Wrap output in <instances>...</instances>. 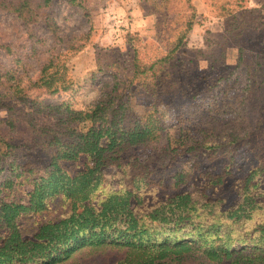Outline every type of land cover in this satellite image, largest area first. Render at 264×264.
I'll list each match as a JSON object with an SVG mask.
<instances>
[{
	"label": "trees",
	"instance_id": "1",
	"mask_svg": "<svg viewBox=\"0 0 264 264\" xmlns=\"http://www.w3.org/2000/svg\"><path fill=\"white\" fill-rule=\"evenodd\" d=\"M53 1L0 0V9L18 14L28 24L44 16L49 29L57 32L58 26L46 12ZM69 1L88 9L84 0ZM169 1L164 0L168 12L174 7ZM247 1L213 2L219 11L215 14L234 36L258 31L262 8L247 6ZM184 3L192 10L184 17L190 28L196 18L201 21L196 11L202 3ZM184 37L182 34L168 54L159 52L142 62L133 38L128 40L135 47L134 74L153 71L157 99L162 102L181 95L171 88L179 77L167 66ZM60 65L45 64L37 80L30 79L27 85L12 70L11 77L10 72H0V105L11 111L16 99L28 106L21 118L8 117L2 123L11 130L20 126L23 131L40 133L42 137H33L29 148L41 144L42 153L37 157L44 160L30 158L26 152L21 158L19 149L27 145L25 138L21 141L18 136L0 134V264H109L111 253L115 255L112 264H264V138L252 148L256 162L237 175L235 168L240 170L241 164L236 149L231 148L239 140L236 136L219 141V127H202L198 134L184 137L179 153L174 152L160 116L133 114V79L127 82L115 74V80L105 85L103 96L83 109L74 108L69 101L54 103L33 96L34 89L55 95L73 87V82L60 74L65 64ZM50 66L57 68L54 73L49 72ZM58 74L64 81L54 87ZM221 80L234 85L228 74L220 76ZM205 109L209 114L213 105ZM39 116L54 122L46 119L39 124ZM259 125L264 137V118ZM149 146L169 151L172 158L207 154L216 165H195L198 175L179 169L176 190L159 201L147 202L151 188L162 182L157 169L138 154ZM218 157L221 160L215 161ZM108 168L116 169L117 190L108 189ZM190 178L194 189L201 187V198L194 196L193 188H180ZM23 184L29 185L23 195L12 196ZM231 188L236 197L227 206L225 193ZM55 201L68 204L67 212L25 226L28 216L44 212Z\"/></svg>",
	"mask_w": 264,
	"mask_h": 264
},
{
	"label": "rangeland",
	"instance_id": "2",
	"mask_svg": "<svg viewBox=\"0 0 264 264\" xmlns=\"http://www.w3.org/2000/svg\"><path fill=\"white\" fill-rule=\"evenodd\" d=\"M200 1L202 4L196 5V14L201 21L196 22V18L190 28L184 17L192 10L184 0H170L174 7L169 5V12L164 0H84L88 9L69 0H54L46 12L58 26L57 32L49 29L44 16L28 24L18 14L0 9V72H10L9 77L13 72L21 75L27 85L30 79L37 80L45 64L54 62L61 64L60 67L65 64L60 74L67 82H73L69 91L52 95L47 90L34 89L32 94L54 103L69 101L76 109L97 102L103 96L105 85L115 80V74L127 82L133 79L130 88L133 114L160 116L161 124L169 132L174 152L179 153V144L184 137L198 134L202 127L217 126L220 132L217 140L225 142L235 136L239 139L231 148L236 149L235 156L240 162L238 165L241 164V169L237 170L236 166L235 172L241 175L249 169L251 162H256L252 148L264 138L260 132L262 124L259 125L264 118V8L256 33L234 36L215 14L218 8L213 4L214 0ZM259 1L248 0L246 5L254 6ZM182 34L185 36L183 44L170 55L167 66L173 75L179 77L177 85L171 88L179 90L181 95L170 99L165 97L166 101L162 102L157 99L153 71L134 74L135 47L128 40L133 38L139 51V62H142L159 52L168 54L179 44ZM56 69L50 66L49 72L54 73ZM227 74L234 80L233 86L226 85L224 80L218 81L220 76ZM57 77L54 87L64 81L59 74ZM12 104L15 108L11 111L0 105V134L18 136L21 141L25 138L27 145L19 149L21 158L24 152L30 158L41 155V144L29 148L34 138L42 137L40 133L33 132V129L23 131L20 126L16 131L11 130L9 125L2 123L8 117L17 119L21 118L22 112H28L25 103L14 99ZM212 105L213 110L208 114L205 108ZM39 117V124L46 119L54 122L49 117ZM159 148L149 146L138 151L143 162L155 167L162 179L161 184L147 194V202L148 199L159 201L176 190L175 175L179 169L198 175L195 165L200 168L216 165L211 164L214 161H210L207 154L199 153L196 158L178 154L172 158L169 151H160ZM36 160L44 162L42 158ZM219 160L221 157L215 161ZM115 170L108 168L105 171L108 189H119L118 181L113 179ZM193 182L190 178L180 188H193L194 196L201 198V187L194 189ZM27 188L28 184L19 186V191H14L12 196L21 197ZM225 196L229 206L235 200L236 192L231 188ZM55 202L44 212L28 216L25 226L30 228L35 220L54 218L67 212L68 204ZM114 256L113 253L109 255V264Z\"/></svg>",
	"mask_w": 264,
	"mask_h": 264
},
{
	"label": "crops",
	"instance_id": "3",
	"mask_svg": "<svg viewBox=\"0 0 264 264\" xmlns=\"http://www.w3.org/2000/svg\"><path fill=\"white\" fill-rule=\"evenodd\" d=\"M251 6H253V5H251ZM253 7H261L263 9L264 8V0H260L258 2V4H254Z\"/></svg>",
	"mask_w": 264,
	"mask_h": 264
}]
</instances>
